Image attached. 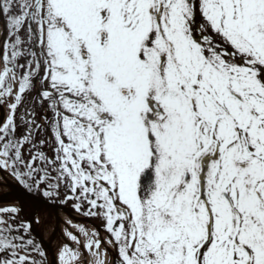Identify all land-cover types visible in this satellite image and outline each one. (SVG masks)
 Listing matches in <instances>:
<instances>
[{
    "label": "snow or ice",
    "instance_id": "snow-or-ice-1",
    "mask_svg": "<svg viewBox=\"0 0 264 264\" xmlns=\"http://www.w3.org/2000/svg\"><path fill=\"white\" fill-rule=\"evenodd\" d=\"M0 25V264H264V0H0Z\"/></svg>",
    "mask_w": 264,
    "mask_h": 264
},
{
    "label": "bare ground",
    "instance_id": "bare-ground-1",
    "mask_svg": "<svg viewBox=\"0 0 264 264\" xmlns=\"http://www.w3.org/2000/svg\"><path fill=\"white\" fill-rule=\"evenodd\" d=\"M2 27V25H0ZM3 189V188H0ZM68 215L65 213L60 212L59 213V219L62 221L64 218H66ZM73 219V218H72ZM48 220L47 214L44 215V221ZM76 221V220H75ZM79 223H82L80 221H76ZM89 225V224H87ZM65 225L63 223H57V219H54V216L51 217V220L48 223H42L39 227H35V230L37 232H43L46 236L47 242L51 246V251L53 253L56 243L61 239V229ZM90 226V225H89Z\"/></svg>",
    "mask_w": 264,
    "mask_h": 264
},
{
    "label": "water",
    "instance_id": "water-1",
    "mask_svg": "<svg viewBox=\"0 0 264 264\" xmlns=\"http://www.w3.org/2000/svg\"><path fill=\"white\" fill-rule=\"evenodd\" d=\"M12 190L8 189V188H3V189H0V203L2 202H13V200L11 199L10 196H5L4 194L5 193H9L11 192ZM16 193H13V195H15ZM62 213H65L67 215H71V218H73L74 220L76 221H81V222H85V223H88L90 225H97L95 222L91 221L90 219L88 218H85V217H82V216H78L76 215L74 212H71V210L69 208L66 207V211H61ZM56 216V215H55ZM57 217V216H56ZM42 221H44V216H42ZM36 234H37V237L38 239H42L43 241V245L44 247L47 249L49 255L51 256L52 252H50V247L47 243V240H46V236L44 235L43 232H37L35 230Z\"/></svg>",
    "mask_w": 264,
    "mask_h": 264
},
{
    "label": "rangeland",
    "instance_id": "rangeland-1",
    "mask_svg": "<svg viewBox=\"0 0 264 264\" xmlns=\"http://www.w3.org/2000/svg\"><path fill=\"white\" fill-rule=\"evenodd\" d=\"M22 215H23V213H22ZM54 216V219L56 218L57 219V217L55 216V215H53ZM94 221V220H93ZM94 222H96L97 224H99L100 222L99 221H94ZM82 224H84V225H86V226H89V225H87V224H85V223H82Z\"/></svg>",
    "mask_w": 264,
    "mask_h": 264
}]
</instances>
